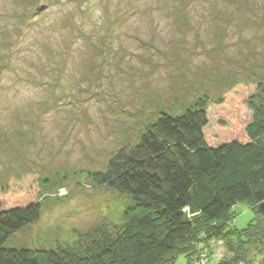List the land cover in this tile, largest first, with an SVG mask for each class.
<instances>
[{"label":"rangeland","instance_id":"obj_1","mask_svg":"<svg viewBox=\"0 0 264 264\" xmlns=\"http://www.w3.org/2000/svg\"><path fill=\"white\" fill-rule=\"evenodd\" d=\"M197 103L206 139L243 138L264 105V0H0V189L26 195L30 174L41 202L6 245L87 253L114 236L128 195L93 174ZM234 212L237 230L255 223L250 202ZM211 242L220 264L229 252Z\"/></svg>","mask_w":264,"mask_h":264},{"label":"trees","instance_id":"obj_2","mask_svg":"<svg viewBox=\"0 0 264 264\" xmlns=\"http://www.w3.org/2000/svg\"><path fill=\"white\" fill-rule=\"evenodd\" d=\"M207 122L201 103L181 115L163 114L139 143L121 148L106 171L93 174V182L128 199L120 231L87 253L68 246H7L37 221L41 202L30 174L21 179L26 195L0 189V264H175L180 255L199 264L215 238L229 252L220 264H264V221L257 211L264 202V105L243 123V138L214 143L206 139ZM11 194L19 196L15 203ZM243 201L251 203L256 219L239 231L234 207Z\"/></svg>","mask_w":264,"mask_h":264},{"label":"built area","instance_id":"obj_3","mask_svg":"<svg viewBox=\"0 0 264 264\" xmlns=\"http://www.w3.org/2000/svg\"><path fill=\"white\" fill-rule=\"evenodd\" d=\"M206 252L207 249L204 248L198 260L199 264H209V262L211 263L210 258L207 256L208 254Z\"/></svg>","mask_w":264,"mask_h":264},{"label":"water","instance_id":"obj_4","mask_svg":"<svg viewBox=\"0 0 264 264\" xmlns=\"http://www.w3.org/2000/svg\"><path fill=\"white\" fill-rule=\"evenodd\" d=\"M45 7H41L39 8V11L43 10ZM257 211L259 213V215L262 217L263 221H264V202H262L258 208H257Z\"/></svg>","mask_w":264,"mask_h":264}]
</instances>
